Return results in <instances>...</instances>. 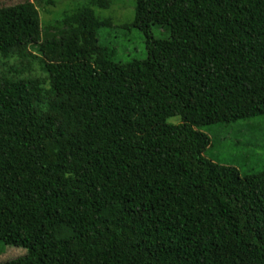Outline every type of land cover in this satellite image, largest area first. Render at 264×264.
Returning a JSON list of instances; mask_svg holds the SVG:
<instances>
[{"label": "trees", "instance_id": "trees-1", "mask_svg": "<svg viewBox=\"0 0 264 264\" xmlns=\"http://www.w3.org/2000/svg\"><path fill=\"white\" fill-rule=\"evenodd\" d=\"M43 1L0 4V242L26 249L0 264H264V168L201 130L264 116V0H134L168 36L128 61L114 0Z\"/></svg>", "mask_w": 264, "mask_h": 264}, {"label": "rangeland", "instance_id": "rangeland-1", "mask_svg": "<svg viewBox=\"0 0 264 264\" xmlns=\"http://www.w3.org/2000/svg\"><path fill=\"white\" fill-rule=\"evenodd\" d=\"M21 1L24 0H0V4H14ZM73 1L76 0H54V4H45L44 1L36 2L42 24H52L55 19L60 18L65 9L73 5ZM134 5V0H114L108 9H104L103 14L111 15L113 23L112 27L100 33L99 40L115 49L114 58L117 61L143 59L146 57L148 36L154 38L168 36V31L158 25L151 24L146 29L132 25ZM28 62L32 72L43 75L37 62L24 60L22 63ZM178 119V116H172L168 122L176 123ZM201 130L209 136L210 140L204 152L206 157L231 165L241 173L264 168V116L231 123L207 124L201 127ZM25 250L23 247L0 242V261L22 255Z\"/></svg>", "mask_w": 264, "mask_h": 264}]
</instances>
